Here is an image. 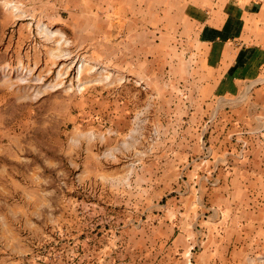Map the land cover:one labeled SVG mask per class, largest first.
Masks as SVG:
<instances>
[{
    "label": "crops",
    "instance_id": "0c3cea01",
    "mask_svg": "<svg viewBox=\"0 0 264 264\" xmlns=\"http://www.w3.org/2000/svg\"><path fill=\"white\" fill-rule=\"evenodd\" d=\"M18 1L0 15L22 14ZM48 7L79 17L98 63L142 65L180 129L161 137L177 179L159 219H50L55 187L24 152L18 100L0 97V264H264V0Z\"/></svg>",
    "mask_w": 264,
    "mask_h": 264
},
{
    "label": "rangeland",
    "instance_id": "374dc122",
    "mask_svg": "<svg viewBox=\"0 0 264 264\" xmlns=\"http://www.w3.org/2000/svg\"><path fill=\"white\" fill-rule=\"evenodd\" d=\"M18 4L22 14L0 15V97L18 100L24 152L55 187L50 219H159L177 179L163 175L161 137L180 129L135 77L142 65L98 63L78 16Z\"/></svg>",
    "mask_w": 264,
    "mask_h": 264
}]
</instances>
